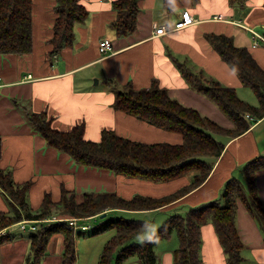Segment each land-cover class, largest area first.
<instances>
[{"label":"crops","instance_id":"0c3cea01","mask_svg":"<svg viewBox=\"0 0 264 264\" xmlns=\"http://www.w3.org/2000/svg\"><path fill=\"white\" fill-rule=\"evenodd\" d=\"M32 1V49L21 55L0 54V167L11 172L17 183L29 181L26 200L32 212L40 208L45 193L53 202L59 201L62 187L73 191L78 199L84 191L115 192L126 199L134 195L160 197L190 183L192 174L153 182L77 164L65 152L47 145L45 138L30 126L19 104L36 113L45 111L51 117L53 128L68 130L83 123L84 136L92 141L99 139L103 129H113L119 136L135 141L180 144L183 140L181 134L151 125L114 107L116 88L127 82L135 89L149 87L155 79L180 103L231 127L233 123L215 103L185 81L177 67L178 62H184L205 78L210 76L222 85L235 88L237 95L249 104L258 103L251 90L255 95V102H252L254 98L247 91L249 88L242 85L207 35L222 33L231 37L235 45L246 47L264 69V40L259 38L253 44L254 32L264 37V0H246L244 5L234 6L228 0H175L170 11L163 7V0H139L136 29L122 36H116L111 27L117 15L114 0H83L88 16L74 24L73 44L52 54L50 39L57 0ZM182 10H188L194 16L192 25L170 30L164 35L153 33V22L174 28L181 19ZM104 38L111 41V48L101 52L99 41ZM217 136L215 138L224 144L222 153L218 157L206 158L212 169L196 188L155 210L114 209L107 212L144 218L150 223V230H156L170 213L184 214L190 207L218 198L230 176L235 175L244 183L241 165L264 154V116L253 121L252 126L239 136ZM255 179L264 207V169L256 171ZM10 208V201L0 188V210L9 211ZM236 208L235 223L243 243L241 264H264V233L260 223L241 201ZM90 231L86 230L75 239V264H86L88 260V257L81 259L86 238L104 234L106 242L114 234V229L96 235H88ZM16 235L18 233L14 232L0 242V250L14 252L1 255L0 264H15V259L26 264L24 256L28 254L29 235L26 238ZM200 236V264H227L210 220L201 226ZM61 239L60 234L50 237L38 264L61 263ZM104 240L101 242L103 246ZM177 245L175 231L169 238L156 242L154 251L158 254L159 264H173V250ZM100 252L97 251L96 255ZM97 256L92 255L93 264L94 261L97 264ZM126 264L140 262L131 257Z\"/></svg>","mask_w":264,"mask_h":264},{"label":"trees","instance_id":"16d2710c","mask_svg":"<svg viewBox=\"0 0 264 264\" xmlns=\"http://www.w3.org/2000/svg\"><path fill=\"white\" fill-rule=\"evenodd\" d=\"M138 1H113L117 15L111 27L116 36L127 35L136 29ZM174 1L163 0L166 11L171 10ZM245 2L228 0L232 6L244 5ZM32 3V0H0V54L21 55L32 49ZM54 12L51 54L73 44L74 24L88 16L83 0H57ZM207 37L242 85L253 91L258 103L249 104L237 95L235 88L193 72L184 62H178L177 67L190 86L210 98L229 118L233 123L231 127L223 126L202 115L196 108L180 103L155 79H152L149 87L135 89L127 82L116 88L114 107L151 125L181 134L183 140L180 144L135 141L119 136L113 129H103L99 139L92 141L85 138L83 123L68 130L53 128L51 117L45 111L36 113L19 104L30 126L45 138L47 145L65 152L77 164L105 168L124 177L144 178L153 182L169 181L191 173L190 183L160 197L134 195L127 199L106 191H84L78 199L73 191L62 187L59 201L53 202L45 193L40 208L32 212L26 200L29 181L17 183L12 179L11 172L0 167V188L11 204L9 211L0 210V228L22 219H42L56 213L61 217L79 218L97 214V221L88 235L114 229V234L107 239L99 254L97 264H126L131 257H135L140 264H159L155 244L160 239L169 238L172 231L176 232L178 238V245L173 250V264H200V229L210 220L225 252L226 263L241 264L243 243L235 223L236 206L241 201L260 223L264 233V207L255 179L256 171L264 169V154L254 156L241 165L240 174L244 183L235 175L230 176L218 198L190 207L184 214L170 213L156 230H150V223L144 218L103 212L107 209L155 210L182 197L200 185L211 172L212 166L206 158L218 157L222 153L224 144L214 134L239 136L252 126L253 121L264 116V69L246 47L235 45L231 37L222 33H211ZM1 148L0 138V154ZM56 233L63 236L62 264L75 263L74 232L66 227V222L56 221L46 223L29 234L35 256L31 264L39 263L49 238ZM84 233L78 231L77 236Z\"/></svg>","mask_w":264,"mask_h":264},{"label":"rangeland","instance_id":"374dc122","mask_svg":"<svg viewBox=\"0 0 264 264\" xmlns=\"http://www.w3.org/2000/svg\"><path fill=\"white\" fill-rule=\"evenodd\" d=\"M247 91L249 92V94H251V90H249V89H247ZM252 96H253V103L255 102V95L252 93L251 94ZM215 137H218L217 135H215ZM57 209V208H56ZM52 211H56L55 209H52ZM108 211V209L107 210H105V211H103L104 213L105 212H107ZM53 213H56V212H53ZM181 214H183V213H181ZM103 215H105V214H103ZM96 216H97V218H98V215L97 214H95V216H88V217H77V218H79L80 219V223H82V224H88V228H87V230H92L93 229V227H94V224H95V222H96V220H94V218H96ZM47 217H54L55 219L56 218H61V219H57L56 221H64V222H66V227H68V229L69 230H71L72 229V231L74 232V236L77 238L78 236H77V234H78V231H81V229L80 228H73V227H69L68 226V222L66 221V220H64L63 218H69V217H61L58 213H56V214H54V215H51V216H47ZM72 217H75V216H72ZM45 218V217H44ZM35 221V220H34ZM56 221H54V222H56ZM18 222V221H17ZM17 222H15L13 225H9V226H6V227H2V228H0V242L2 243L3 241H5V240H7V238H10V236H12V234L14 233V232H16V233H18V235H16L15 237H19V236H23L24 238H26V236H28L30 233H31V231H26V230H23L22 228H20V226L18 225V223ZM0 223H2V221H0ZM17 223V224H16ZM30 223V222H29ZM33 223V222H32ZM35 223V227L38 229H40V227H42V225H44L43 223H40V222H34ZM46 223H49V222H46ZM45 223V224H46ZM91 225H93V226H91ZM25 227H27V225L25 226ZM11 228V229H10ZM86 231V230H85ZM107 232H109V231H107ZM106 233V232H105ZM61 235V238H63V236H62V234L61 233H56V234H52L51 236H53V235ZM22 237V238H23ZM75 238V239H76ZM104 238V234H99V236L98 237H93V238H86V240L87 241H85V242H87V243H85V245H83V248H82V254H81V259H84V258H86V257H88V260H86V264H93V260H92V255H95V256H97V258H96V260L98 259V257H99V254H97L96 255V253H97V251H101L100 250V248L103 246V245H101V242H102V240H104L103 239ZM50 239V238H49ZM49 241V240H48ZM61 241H62V239H61ZM104 242H105V240H104ZM92 243V244H91ZM48 244H49V242H48ZM47 244V245H48ZM62 244H63V241H62ZM104 244V243H103ZM22 249H23V246L21 247ZM47 249V248H46ZM8 250V249H7ZM27 250H28V254H26L24 257H25V259H24V261L26 262V264H31L33 261H34V258H35V256H34V251H33V248H32V245H31V242H30V239H29V244H28V248H27ZM18 251V250H17ZM17 251H15V252H17ZM4 253H10V254H12V253H14V252H11V251H6V250H0V259L1 258H3L2 256L4 255ZM92 254V255H91ZM2 255V256H1ZM75 255H76V243H75ZM91 255V257H89ZM42 257H43V255H41V257H40V260L42 259ZM76 258H77V255H76ZM62 258H61V263L60 264H62ZM14 261H16L15 262V264H20V260L19 261H17V259H15ZM88 261V262H87ZM75 263H76V261H75ZM74 263V264H75ZM94 264H96V262L94 261Z\"/></svg>","mask_w":264,"mask_h":264},{"label":"built area","instance_id":"2783aa9c","mask_svg":"<svg viewBox=\"0 0 264 264\" xmlns=\"http://www.w3.org/2000/svg\"><path fill=\"white\" fill-rule=\"evenodd\" d=\"M182 11L183 12H182V15H181V19L179 20V22H177L175 24L176 26L174 28H169L167 26H163L161 24L153 22L152 23L153 33L155 35H164L166 32H168L170 30L184 28V27L192 25L195 22L194 16L188 10H182ZM215 18H220V16H218V17L215 16ZM254 35H255V38H254L253 44H256L257 41H258L257 39H259V38L264 40V37L261 36L260 34L254 32ZM99 42H100L99 43V50L101 52L108 51V49L111 48V41H109V39L104 38V39L100 40ZM28 77H30V75ZM246 116L248 118H251L249 114H246ZM57 219H61V218H56V219L54 217H50V218L49 217H45V218H42V219H30V218H28V219H22V220L18 221L17 223L20 226V228H22L23 230H26V231H28V230L29 231H37V230H39V228L37 229L34 226L35 225V223H34L35 221L45 224L46 222H54ZM63 219L68 222V226L70 228L71 227L80 228L81 231H85L88 228V224L80 223V219L77 218V217L70 216L69 218H63ZM26 225H27V227H25Z\"/></svg>","mask_w":264,"mask_h":264}]
</instances>
